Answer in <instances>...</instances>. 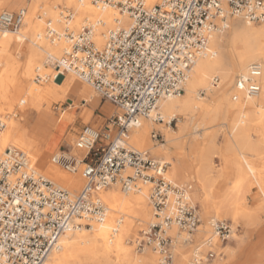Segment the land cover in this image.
Returning a JSON list of instances; mask_svg holds the SVG:
<instances>
[{
  "label": "built area",
  "instance_id": "1",
  "mask_svg": "<svg viewBox=\"0 0 264 264\" xmlns=\"http://www.w3.org/2000/svg\"><path fill=\"white\" fill-rule=\"evenodd\" d=\"M92 1L128 13L131 25L108 29L99 46L95 26L85 20L67 33L68 48L56 62V71L74 72L119 112L102 128L86 125L81 130L75 142L77 149L87 150L81 160L62 148L53 155L54 163L71 172H77L81 162L85 165L80 171L84 185L78 192L39 173L29 152L16 146L6 149L0 158V264H43L61 235L79 220L86 225L106 221L110 208L102 190L119 184L130 191L138 183L152 184L149 200L155 219L140 231L137 249L151 248L160 264H176V237L170 233L175 226L193 245L191 264H209L220 254L219 244L231 238L233 222L212 218L209 232L195 241L192 235L203 220L193 185L169 179L168 162L131 146L129 132L143 118L164 121L159 100L184 92L197 58L212 51V34L226 29L234 16L264 22V0H160L153 6L147 0ZM26 13V8L2 11L0 30H17ZM51 34L56 35L53 30ZM261 74V63H252L237 78V88L257 95ZM36 80H44L38 71ZM5 126L0 115V132ZM151 137L156 143L164 139L160 130H153Z\"/></svg>",
  "mask_w": 264,
  "mask_h": 264
},
{
  "label": "bare ground",
  "instance_id": "2",
  "mask_svg": "<svg viewBox=\"0 0 264 264\" xmlns=\"http://www.w3.org/2000/svg\"><path fill=\"white\" fill-rule=\"evenodd\" d=\"M10 1L12 0H0V8ZM42 1L49 0H33L34 9ZM147 1L151 6L160 2V0ZM65 2L68 5H75L80 15L86 13L93 15V21L90 20V22L95 26L96 42L99 46L104 44V33L108 29L119 26L129 27L132 23L128 13L117 11L112 5L91 4L87 0H65ZM26 14L21 30L18 32L3 30L0 34V58H3L6 63V68L0 74V105L4 102L12 108L14 102L18 100L21 110L32 109L35 118L26 119L22 114H17V118L9 117L5 121L6 126L0 132V158L9 146L14 145L30 153L39 173L49 177L60 186H67L65 188L71 192H75L83 184L82 175L76 172L70 174L52 161L53 155L60 153L55 146L60 136L66 132V125L60 122L58 114L50 117V110H37L39 103L53 93L51 80H47L48 82L44 85H38L33 78L35 70L42 74L44 80L50 76L45 70L47 68L44 53L33 50L32 56L23 64V79L18 81L13 78L19 65L8 52L10 43L14 40L21 41L29 33L35 32V37L38 35L37 28L31 26L34 13L31 11ZM235 17L228 19V29L218 30L212 34L211 45H215L217 49H212L210 54L197 58L188 74L184 95L182 97L172 95L158 102V111L164 117V121L168 123L178 119L181 124L179 129L181 133L198 115L203 116L204 119H211L216 115H232L237 118L246 116L248 119L252 116H259L258 123H235L231 134L236 132L238 137L244 141L251 131L261 127L260 136L264 137V24L258 26L255 22ZM66 24L67 28H70L71 20L68 19ZM57 35V38L47 43L45 52L58 56L59 61L63 57V52L65 53L68 48L69 39L65 33L57 32ZM43 43L44 40L40 41V45ZM254 62L262 65L261 91L257 95H247L237 88L236 80L239 76L246 74L249 66ZM65 75L69 92L78 94L83 100L95 99L90 86L83 83L77 74L68 71ZM216 77L218 81L215 83ZM202 90L207 91L206 96L201 95ZM154 123L152 119L143 118L139 127L130 130L129 143L138 149L152 147L156 154L169 156V162L173 164L170 174L175 175L178 168L177 161H180L182 157L186 134L173 136L174 133L178 134L180 131L172 132L170 130L172 128L166 124L170 136L168 142L171 145H177L180 150L175 155V160L173 156H170V148L166 147V144L151 146V131ZM67 139H70L69 134ZM81 152L85 153L87 150L84 149ZM259 176L264 179L263 172L259 171ZM117 185L101 191L103 200L110 208L106 221L90 222L86 225L85 221L79 220V225L61 235L57 246L45 258L43 264L160 263L159 256L152 249L146 248L144 252L139 250L137 252L131 245V241L136 240L140 224L142 222L151 223L155 219V213L153 214L149 206V187L138 183L134 189L125 191ZM203 201L202 205L206 206L205 200ZM215 214H218V211H215ZM212 218L216 217L209 218L208 223ZM198 232L208 233L202 231L201 228ZM170 233L176 237V246L179 245L175 247L176 264H187L188 262L191 264V259L189 260L188 256L182 252V247L190 244L186 241L187 235L181 233L175 226L171 228Z\"/></svg>",
  "mask_w": 264,
  "mask_h": 264
},
{
  "label": "rangeland",
  "instance_id": "3",
  "mask_svg": "<svg viewBox=\"0 0 264 264\" xmlns=\"http://www.w3.org/2000/svg\"><path fill=\"white\" fill-rule=\"evenodd\" d=\"M89 1L91 4L94 3L92 0H87V2ZM20 8H26L27 13L31 11L34 13L31 19V26L37 28L38 35L35 37V32L29 33L21 41L14 40L10 43L8 52L19 65L13 78L18 81L23 79V64L32 56L33 50L44 53L46 57H44L45 67L47 68L45 70L48 71L50 76L46 80L37 82V72L35 70L33 78L38 85H44L45 82L51 80L53 93L39 103L37 110H50V117L54 114L59 115L60 122L66 125V132L60 136L55 149L57 151H61L60 148L70 150L72 155L77 156L81 160L82 156L87 153H82L81 150L75 147V142L81 130L86 125H91L95 128L104 127L110 117L117 114L119 110L111 102L103 99L90 84L82 79L80 80L83 83L90 86L95 94V99L83 100L78 94L69 92L65 80V73L67 72L61 74L56 71L55 64L59 57L56 55L55 57L54 54L45 52V50L47 49V43L57 38V32L67 34L70 30H77L85 20L93 21V15L90 13L78 14L77 7L73 4L68 5L65 0L42 1L37 4L35 9L33 0H12L1 6L0 13L4 10L18 11ZM115 8L119 11L117 7ZM69 14L70 17H66ZM234 18L236 17H232V19ZM68 19L69 21L71 20L70 28H67L68 25L66 24ZM24 23L25 20L17 30L9 29L8 31L18 32ZM255 24L262 26L264 23L255 22ZM52 30L56 34L55 36L51 34ZM2 32L0 30V34ZM42 40H44V43L40 45ZM211 47L212 49H217L213 44ZM5 68V60L0 58V74L3 73ZM184 93L185 89L178 96L182 97ZM201 95L206 96L207 91L202 90ZM0 107H2L0 115L4 117L5 121L9 117L17 118V114H22L26 119L30 118L33 120L35 118L32 109L21 110L18 100L14 102L12 108H9L4 102L1 103ZM259 121V116H252L248 119L246 116L237 118L232 115H216L211 119H204L203 116L198 115L182 133L179 130L181 124L178 119L173 120L171 125L166 121L161 123L155 121L152 131L160 130L164 139L156 143L151 138V146L166 144V147L170 148V156H173L175 160V155L180 150L177 145H171L168 142L170 136L166 124L172 128L170 129L172 132L174 130L180 131L178 134L174 133L173 136H184L186 134L184 136L186 142L182 148V157L180 161H177L178 168L175 175L170 174L173 164L169 162V156L156 154L153 152L152 147L141 148V150H149L154 158L168 162L166 176L169 179L193 185L192 196L200 207L203 220L200 227L202 231L209 232L210 225L208 220L211 217L228 219L233 222L234 232L231 238L224 244H219L218 252L220 254L209 264H264V179L259 176V171L264 173V137L260 136L262 128L257 127L251 131L244 141L238 137L236 132L233 135L231 134L235 123H258ZM68 134L70 139H67ZM59 166L68 173L75 174L63 166ZM84 166L81 162L76 173L81 174L80 171ZM83 185L84 181L75 192L80 191ZM146 185L149 187L150 195L152 184ZM117 186L122 189L119 184ZM203 200H205L206 206L202 205ZM149 206L154 214L151 203H149ZM215 211H218V214H215ZM149 223L142 222L140 224L136 238L140 231ZM197 232L192 235L195 241L202 239V236L205 235ZM131 245L135 251L138 250L134 240L131 241ZM192 246V244H189L182 247L183 254L187 255L189 260L191 259ZM175 247L177 248L179 245H175ZM188 263L190 264V262Z\"/></svg>",
  "mask_w": 264,
  "mask_h": 264
},
{
  "label": "snow or ice",
  "instance_id": "4",
  "mask_svg": "<svg viewBox=\"0 0 264 264\" xmlns=\"http://www.w3.org/2000/svg\"><path fill=\"white\" fill-rule=\"evenodd\" d=\"M242 86V85H241Z\"/></svg>",
  "mask_w": 264,
  "mask_h": 264
}]
</instances>
